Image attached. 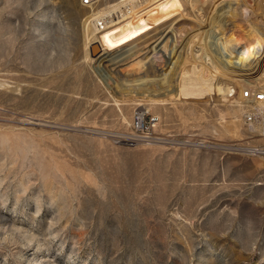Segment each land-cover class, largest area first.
I'll list each match as a JSON object with an SVG mask.
<instances>
[{
	"label": "rangeland",
	"instance_id": "1",
	"mask_svg": "<svg viewBox=\"0 0 264 264\" xmlns=\"http://www.w3.org/2000/svg\"><path fill=\"white\" fill-rule=\"evenodd\" d=\"M120 1L0 0V264H264V127L204 46L218 28L240 60L264 48L263 1L176 0L103 64L87 25ZM193 68L213 92L180 94Z\"/></svg>",
	"mask_w": 264,
	"mask_h": 264
},
{
	"label": "bare ground",
	"instance_id": "2",
	"mask_svg": "<svg viewBox=\"0 0 264 264\" xmlns=\"http://www.w3.org/2000/svg\"><path fill=\"white\" fill-rule=\"evenodd\" d=\"M176 4H177L176 0H121L120 2L116 3L115 5H112L113 6L111 8L112 10H110L108 12H104L102 14H95L93 16V20L89 22V24L87 25V29H86L91 34V40H89V42H90V44L94 45V49H90L91 45L89 47V51H92V57L91 58L96 57L95 60L97 62L99 61L100 63H103V64L107 61L112 60V59L113 60L117 59L120 57L119 54H114L112 56V58L108 59V60L106 59V55H108L110 52H114V50H117L123 44L131 41L134 38H137L140 36H145V34H149L156 27L164 24V22H166L168 20H180V18H179L180 15L178 14V16H176V14H175L176 9H177ZM134 17H138L137 18L138 20H135ZM100 21H101L100 25L102 26V29H100L99 26L97 25V23ZM125 22H127L128 28H129L131 34L128 31V33L130 35L128 34L129 36H126L124 39L122 38L123 39L122 41H121V39L120 40L118 39L117 41H111L108 34L109 33L112 34L114 32L115 28L117 26H119L120 24H122V26H124ZM137 22H138V24H139V22L142 24L141 26L139 25L140 26L139 28H138ZM126 28H127V26H126ZM260 30L257 27H255V28L253 27L251 29L250 34H252V35L258 34V38H259V36L263 35V33L260 32ZM121 31H123V30H121ZM224 31L225 30L218 29V28L213 29L211 31H208L206 33L208 40H206V39L204 40V46L206 45V47L208 48L211 45V46L215 47L214 49H216V52L219 51L218 54L221 53L222 61H223L222 63L224 64L225 70L232 71L233 68L234 69L235 68H237V69L238 68H240V69L247 68L248 65L254 63L256 56H258L264 50V48H262L261 50L256 51L255 53L252 52L253 54L251 53V55H249L248 57L242 58L240 60L239 56L241 54H243V51L239 48V44L237 45L235 43L228 41L229 38H227V33L225 34ZM254 37L256 38L257 36L255 35ZM112 39H113V37H112ZM94 43H98L99 45L94 44ZM99 46H100V48H99ZM86 53L88 54V51ZM211 60L212 59H210V58L206 59L207 65L212 67V68H215L214 61L212 62ZM227 66H230V67L227 68ZM202 77H200L197 74V71L195 70V68H193L191 70V72H189V73L188 72L184 73L182 78H181L180 94L185 98H190L194 94L195 95H201L203 93V91L213 92L214 91V82H212L210 79H204V77L203 78ZM132 81L140 82L139 84H146V85L149 83L155 82L154 78H151L148 81L147 79H145V77H139V78H135V79L133 78ZM123 82H125V81H123ZM248 83H250V82H248ZM240 90H242V89H240ZM221 92H223V91H221ZM234 93H235V91L233 90V87L227 85L225 93H224V94H226L225 100L229 101L228 98L229 97L231 98Z\"/></svg>",
	"mask_w": 264,
	"mask_h": 264
},
{
	"label": "built area",
	"instance_id": "3",
	"mask_svg": "<svg viewBox=\"0 0 264 264\" xmlns=\"http://www.w3.org/2000/svg\"><path fill=\"white\" fill-rule=\"evenodd\" d=\"M204 2L211 0H202ZM263 6H264V0ZM242 73L246 74L248 81L250 82L248 86L241 92L239 101L243 108V119L245 124L248 126L260 125L264 127V51H262L258 58L256 67L245 68L241 70ZM237 69V70H238ZM258 74L255 76V74ZM135 129L141 130L143 128V123L139 117L134 120ZM148 130V128H146ZM155 141L156 138H149ZM253 154L264 155V147L254 148L252 150Z\"/></svg>",
	"mask_w": 264,
	"mask_h": 264
},
{
	"label": "water",
	"instance_id": "4",
	"mask_svg": "<svg viewBox=\"0 0 264 264\" xmlns=\"http://www.w3.org/2000/svg\"><path fill=\"white\" fill-rule=\"evenodd\" d=\"M258 74V72L255 74V76Z\"/></svg>",
	"mask_w": 264,
	"mask_h": 264
}]
</instances>
